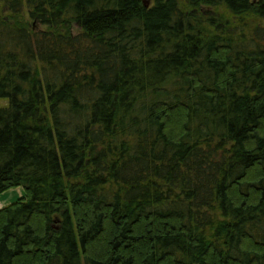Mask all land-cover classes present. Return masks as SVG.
Returning a JSON list of instances; mask_svg holds the SVG:
<instances>
[{"label":"trees","instance_id":"1","mask_svg":"<svg viewBox=\"0 0 264 264\" xmlns=\"http://www.w3.org/2000/svg\"><path fill=\"white\" fill-rule=\"evenodd\" d=\"M0 264H264V0H0Z\"/></svg>","mask_w":264,"mask_h":264},{"label":"rangeland","instance_id":"2","mask_svg":"<svg viewBox=\"0 0 264 264\" xmlns=\"http://www.w3.org/2000/svg\"><path fill=\"white\" fill-rule=\"evenodd\" d=\"M147 1L148 4H150V0H144ZM22 188L18 189H12L6 193H3L0 195V209L11 204L12 202H15L19 197L23 195Z\"/></svg>","mask_w":264,"mask_h":264},{"label":"water","instance_id":"3","mask_svg":"<svg viewBox=\"0 0 264 264\" xmlns=\"http://www.w3.org/2000/svg\"><path fill=\"white\" fill-rule=\"evenodd\" d=\"M144 4H145L146 6H148V3H147V1H144Z\"/></svg>","mask_w":264,"mask_h":264},{"label":"crops","instance_id":"4","mask_svg":"<svg viewBox=\"0 0 264 264\" xmlns=\"http://www.w3.org/2000/svg\"><path fill=\"white\" fill-rule=\"evenodd\" d=\"M18 189H20V188H18Z\"/></svg>","mask_w":264,"mask_h":264},{"label":"bare ground","instance_id":"5","mask_svg":"<svg viewBox=\"0 0 264 264\" xmlns=\"http://www.w3.org/2000/svg\"><path fill=\"white\" fill-rule=\"evenodd\" d=\"M1 203V202H0Z\"/></svg>","mask_w":264,"mask_h":264}]
</instances>
